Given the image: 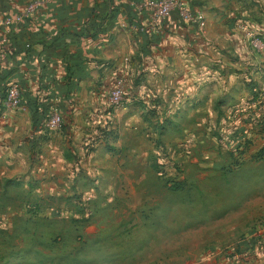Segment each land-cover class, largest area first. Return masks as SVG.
Segmentation results:
<instances>
[{
  "label": "crops",
  "instance_id": "crops-1",
  "mask_svg": "<svg viewBox=\"0 0 264 264\" xmlns=\"http://www.w3.org/2000/svg\"><path fill=\"white\" fill-rule=\"evenodd\" d=\"M142 1L46 0L7 43H0L4 189L26 186L28 175L40 168L46 174L41 179L55 186L48 195L54 200L67 197L63 186L70 183L71 170L84 167L87 142L97 138L111 117L115 133L108 142L113 151L96 145L98 167L106 166L102 159L108 163V154L132 151L135 140L144 138V129H155L166 139L180 133L184 124L199 127L203 115L215 114V109L227 107L236 116L246 108L250 114L245 123L264 122V115L252 111L253 104H264L261 96L254 100L263 91L258 81L262 55L237 30L241 20L247 21L264 39L262 7L251 0H188L194 12H202V21L185 24L174 14L164 21L162 32L155 33L148 26L149 12L136 9ZM23 4H0V25ZM122 71L127 76L126 101L109 115L106 97ZM10 84L21 90L24 102L19 109L4 105ZM35 101L62 115L64 131L49 130L48 119L34 127ZM23 169L28 175L27 170L21 175Z\"/></svg>",
  "mask_w": 264,
  "mask_h": 264
},
{
  "label": "rangeland",
  "instance_id": "rangeland-1",
  "mask_svg": "<svg viewBox=\"0 0 264 264\" xmlns=\"http://www.w3.org/2000/svg\"><path fill=\"white\" fill-rule=\"evenodd\" d=\"M251 1L264 12V0ZM237 30L262 55L264 102V39L247 21ZM253 106L264 115V104ZM229 109L166 139L150 121L133 150L108 154L106 166L85 152L67 197L48 195L55 186L40 168L23 169L29 182L13 191L0 180V264H264V130L245 123L250 110ZM112 124L102 129L115 133Z\"/></svg>",
  "mask_w": 264,
  "mask_h": 264
},
{
  "label": "built area",
  "instance_id": "built-area-1",
  "mask_svg": "<svg viewBox=\"0 0 264 264\" xmlns=\"http://www.w3.org/2000/svg\"><path fill=\"white\" fill-rule=\"evenodd\" d=\"M46 0H34L32 2L20 5L18 13L8 15L0 25V43L8 42V37L16 32L24 20L37 13L44 5ZM140 13L149 12L150 30L155 33L162 32L164 21L170 20L174 14H177L185 24H197L202 21V12H194L188 0H144L136 7ZM127 76L126 72H119L112 83V87L107 94L108 113L113 114L119 110L126 101ZM4 105L7 109L15 110L23 106L21 90L17 84H10L5 97ZM63 119L58 111H52L48 120L47 127L52 131L61 130Z\"/></svg>",
  "mask_w": 264,
  "mask_h": 264
},
{
  "label": "trees",
  "instance_id": "trees-1",
  "mask_svg": "<svg viewBox=\"0 0 264 264\" xmlns=\"http://www.w3.org/2000/svg\"><path fill=\"white\" fill-rule=\"evenodd\" d=\"M12 35H15V34H12ZM254 100L258 101L259 95L256 94V96L254 97ZM23 102H24V100H23ZM31 105L33 106V124H34V127L40 128L43 124V121H45L49 118V115L52 112L51 107L48 105L46 106V104L39 103L38 101L33 102V104H31ZM62 119H63V117H62ZM250 123H252V122H250ZM261 123L263 124L262 126H261ZM258 125L260 128V132H262L264 130V122L257 121V125H255V126H258ZM63 126L64 125L62 123V125H61L62 131H64ZM98 131L100 132V134H99V137H97L95 139L94 143H92L90 145L88 144L85 146L86 156H90L95 151L96 146L94 147V145L99 144V143L102 145H105L110 151H113L111 146L109 145V142H108V139L113 136V132H111L110 130L108 131L107 129H104V130L99 129ZM233 132H234L233 134H234L235 138L238 137L239 134H241L243 136V138L246 135L244 128L238 129V130L233 131ZM179 188H180V186L178 185L176 189H179Z\"/></svg>",
  "mask_w": 264,
  "mask_h": 264
}]
</instances>
